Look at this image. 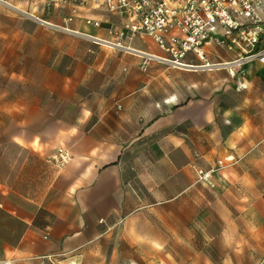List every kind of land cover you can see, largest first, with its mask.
<instances>
[{"label": "crops", "instance_id": "obj_1", "mask_svg": "<svg viewBox=\"0 0 264 264\" xmlns=\"http://www.w3.org/2000/svg\"><path fill=\"white\" fill-rule=\"evenodd\" d=\"M22 1L0 2V264L95 263L122 221L153 230V209L204 210L207 189L225 190L246 250L264 241V130L241 87L207 79L263 64L213 41L175 63L152 37L121 36L101 0Z\"/></svg>", "mask_w": 264, "mask_h": 264}, {"label": "rangeland", "instance_id": "obj_2", "mask_svg": "<svg viewBox=\"0 0 264 264\" xmlns=\"http://www.w3.org/2000/svg\"><path fill=\"white\" fill-rule=\"evenodd\" d=\"M64 3L73 0H64ZM0 2L12 7L3 0ZM22 7V0H9ZM31 0V3H36ZM47 4H50L46 2ZM48 7V6H47ZM106 12L103 7H99ZM229 72V73H228ZM245 77L246 80H241ZM264 67L258 65L244 74L237 69L215 75L207 79L215 81L214 87L220 86L221 80L231 81L236 88L241 87V96L236 98L237 105L248 110L256 124L264 130ZM248 79V80H247ZM217 90L207 89V92ZM240 110V109H239ZM6 121L10 123L11 121ZM225 191V190H224ZM223 190L214 192L207 189V201L204 210L189 207L188 203L178 198L171 206L153 209V230L148 224L137 225L130 217L128 222L109 231L111 239L109 252H100L94 258L96 264H264V241L256 240L253 247L246 250L245 241L237 239L232 218L238 213ZM147 212V213H146ZM143 217L149 219L148 211L143 210ZM205 218V225H203ZM205 228V238L199 234ZM136 229V231H135ZM242 248V249H241ZM55 258H35L30 261L21 257H10L4 264H67ZM92 263L91 264H95Z\"/></svg>", "mask_w": 264, "mask_h": 264}, {"label": "built area", "instance_id": "obj_3", "mask_svg": "<svg viewBox=\"0 0 264 264\" xmlns=\"http://www.w3.org/2000/svg\"><path fill=\"white\" fill-rule=\"evenodd\" d=\"M73 2L84 4L87 0ZM100 6L120 17L121 36L126 32L148 35L175 63L188 53L203 59L204 45L213 41L241 52L238 63L255 59L264 65V47L258 50L264 0H101ZM89 22L100 24L99 20ZM227 161L234 157L218 160L210 170H199V178L211 183L212 173Z\"/></svg>", "mask_w": 264, "mask_h": 264}, {"label": "bare ground", "instance_id": "obj_4", "mask_svg": "<svg viewBox=\"0 0 264 264\" xmlns=\"http://www.w3.org/2000/svg\"><path fill=\"white\" fill-rule=\"evenodd\" d=\"M232 72H233V68H231Z\"/></svg>", "mask_w": 264, "mask_h": 264}]
</instances>
